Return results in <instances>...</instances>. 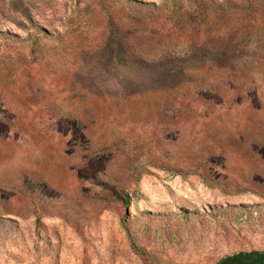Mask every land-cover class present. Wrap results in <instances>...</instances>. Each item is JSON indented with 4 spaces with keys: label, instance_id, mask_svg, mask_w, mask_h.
<instances>
[{
    "label": "rangeland",
    "instance_id": "374dc122",
    "mask_svg": "<svg viewBox=\"0 0 264 264\" xmlns=\"http://www.w3.org/2000/svg\"><path fill=\"white\" fill-rule=\"evenodd\" d=\"M249 250L264 0H0V264Z\"/></svg>",
    "mask_w": 264,
    "mask_h": 264
},
{
    "label": "trees",
    "instance_id": "16d2710c",
    "mask_svg": "<svg viewBox=\"0 0 264 264\" xmlns=\"http://www.w3.org/2000/svg\"><path fill=\"white\" fill-rule=\"evenodd\" d=\"M216 264H264V250L239 251L224 256Z\"/></svg>",
    "mask_w": 264,
    "mask_h": 264
}]
</instances>
